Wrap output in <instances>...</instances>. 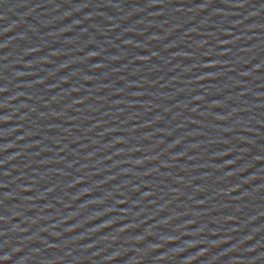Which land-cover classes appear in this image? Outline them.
Instances as JSON below:
<instances>
[{
  "label": "water",
  "instance_id": "1",
  "mask_svg": "<svg viewBox=\"0 0 264 264\" xmlns=\"http://www.w3.org/2000/svg\"><path fill=\"white\" fill-rule=\"evenodd\" d=\"M264 184V0H0V229Z\"/></svg>",
  "mask_w": 264,
  "mask_h": 264
}]
</instances>
